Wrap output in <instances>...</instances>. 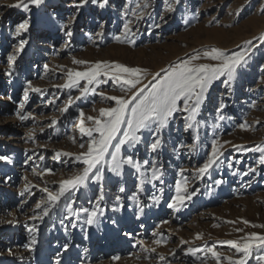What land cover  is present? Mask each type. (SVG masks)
Here are the masks:
<instances>
[{
  "label": "rangeland",
  "instance_id": "obj_1",
  "mask_svg": "<svg viewBox=\"0 0 264 264\" xmlns=\"http://www.w3.org/2000/svg\"><path fill=\"white\" fill-rule=\"evenodd\" d=\"M17 2L0 0V156L10 158V162L0 160V264H55L65 244L69 247L63 252L61 264H165L159 255L166 258L167 264H216L211 253L201 251L193 256L185 252L188 247L216 245L222 257L238 258L234 249L221 242L239 240L249 233L264 235V228L251 226L264 224V154L246 150L264 145V44L257 40L264 35V0H107L106 4L103 0H87L80 7L74 6L79 0H44L39 7L30 6V13L8 7ZM73 16V35L67 37L60 26ZM26 19L30 23L28 32L16 36L15 26ZM126 23L131 29L127 34ZM125 35L135 44L127 42ZM116 36L125 42H117ZM21 39L28 41L23 52L19 51ZM249 40L258 45L254 54L238 69L230 87L222 83L226 77L211 85L193 128H187L186 113H177L163 130L162 147L157 152L149 147L148 134L135 150L128 149L136 160H155L162 165L163 183L146 182L141 191L140 174L126 165L119 177L106 171L105 199L100 205L106 211L98 215L94 225L83 224V213L70 221L66 210L62 213L54 209L42 222L29 219L33 212L28 205L34 208L35 202L46 196L40 188L48 186L55 191L59 181L82 167L74 161V156L83 151L79 147L80 111L85 116H98L100 109L115 106L114 101L89 93L63 111L69 96L80 95L76 88L56 87L67 82L68 70L84 71L97 61L118 62L146 69L144 83H148L156 72L191 55L212 48L226 53L241 51ZM8 55L16 56L11 76L5 74L10 67ZM74 59L89 64L77 65ZM196 63L215 62L202 57ZM29 81L42 92L28 88ZM80 83L81 87L86 85L85 81ZM100 91L123 95L111 81L101 85L97 89ZM221 103L226 107L218 111ZM17 111L31 113V117L21 121ZM220 115L225 117L223 121ZM244 123L247 129L240 127ZM85 126L90 127L91 122L85 120ZM214 139L231 143L221 149L223 156L210 173L197 177L195 169L210 154ZM58 151L73 153V157L54 158ZM46 168L53 169V173L44 172ZM181 168L187 169L183 175L189 191L196 194L175 211L167 204L175 195ZM147 176H151L150 169ZM26 185L35 195H19ZM120 186L125 192H119ZM97 195L98 185L88 183L76 193L74 207L91 208ZM137 195L149 205L140 219L136 218L132 199ZM118 196L124 207L114 211ZM153 196H161L159 205H153ZM25 199L27 204L21 210L19 206ZM243 220L250 224L245 225ZM71 222L78 226L71 228ZM33 224L39 228L35 244L28 231ZM156 230L160 237L152 236ZM197 234L202 238L197 239ZM158 238L165 243L156 245L154 240ZM151 248L156 252L145 251ZM257 254L254 249L247 264H258ZM116 255L121 259L112 261Z\"/></svg>",
  "mask_w": 264,
  "mask_h": 264
},
{
  "label": "snow or ice",
  "instance_id": "obj_2",
  "mask_svg": "<svg viewBox=\"0 0 264 264\" xmlns=\"http://www.w3.org/2000/svg\"><path fill=\"white\" fill-rule=\"evenodd\" d=\"M43 2L44 0H18L17 3L8 5V7L21 8L24 12L30 13V6L39 7ZM85 3H87V0H79V4H75L74 6L80 7ZM103 3L106 4L107 0H103ZM139 7L140 5L137 4V8ZM144 7L146 8L148 5ZM74 22L75 16L68 20L67 23L61 24L60 27L64 30L65 36L71 37L73 35L71 25ZM29 28L30 23L27 19L21 21L15 26V35L20 36L21 32L26 33ZM124 29L125 34L131 31L127 23L124 25ZM115 39L120 43L125 42V40H121L120 36H116ZM125 39L127 40V35H125ZM257 40L261 44H264V35L257 37ZM127 42L135 44L134 40H127ZM27 43L26 39L19 41L20 52H23ZM246 43L247 46L241 51L226 53L219 48H212L211 50L191 55L180 63L174 64L167 69H162L163 75L161 72H156L148 83H144V80L148 76L146 69L129 67L118 62L97 61L91 63L84 71L68 70L66 74L67 82L56 87L66 89L76 88L79 90L80 95L75 98L69 96L66 101L67 106L62 109L63 111L67 112L68 106H71L74 100H79L89 93L99 95L106 101H114L115 106L100 109L98 116H85L84 112L80 111L78 130L81 142L79 143V147L83 151L74 156V161L80 163L82 167L74 171L69 178L59 181L57 190H50L48 186L40 188V191L46 194V196L35 202L34 208L28 205L33 212L29 219L42 222L45 218L50 217L54 209L62 213L66 210L67 218L70 221L72 217L79 218L80 214L83 213L85 216L83 224L87 226L94 225L97 223L98 215L102 216L106 211L105 208L100 206L101 202L105 199L103 184L106 178V171L119 177L122 175L126 165L140 174L141 191H143L142 186L146 182L153 183L154 181H159L163 183L164 172L162 165L155 160L151 163L147 159L142 162L136 160L132 154H128V149L135 150L139 144L144 143L145 134H148V139L150 140L149 147L153 152H157L162 147L163 130L169 126L177 113H186L187 115L184 118L188 121L187 128H193L198 123L196 120L197 114L207 99V93L211 85L222 77H226L222 83L230 87L238 74V69L247 64L248 59L254 54L253 50L258 47L252 40ZM202 57L215 63H196ZM15 60V55L7 56L10 67L6 71V75L11 76L15 71ZM73 63L77 65L89 64L87 61L75 59ZM44 68L47 69L48 65L45 64ZM81 81H85L86 85L81 87ZM110 81L112 82V87L118 88L123 95L110 96L106 95L103 91L97 92V89L101 85H107ZM262 81H264V78H262ZM28 88L37 93L42 92V89L38 87L33 88L30 81L28 82ZM21 107L23 106L21 105ZM224 107L226 105L221 103L218 105L217 110L222 111ZM15 114L21 121H27L31 117V113L21 114V112L17 111ZM219 119L223 121L225 117L220 115ZM85 120L91 122L90 127L85 126ZM54 123L56 121H53ZM52 126V124L49 125V127ZM240 127L247 129L248 126L244 123ZM30 138H32L31 133ZM73 142H76L75 137H73ZM230 143V141L221 143L219 139H214L211 144L210 154L203 164L195 169L196 176L202 178L204 175L209 174L210 170L217 165L223 156L221 149L224 145ZM234 147L237 146L234 145ZM240 150L244 151L245 149L240 147ZM246 150H255L264 154V145H257L255 149ZM62 156L72 158L73 153L58 151L55 153L54 158L58 159ZM39 158L43 159L42 156ZM0 160L10 162V158L6 156H0ZM261 163H264V155L261 156ZM142 168H144L143 172L141 171ZM149 169L151 172L150 177L147 176ZM53 171L50 168L44 169V172L47 173H53ZM185 171H187L185 168L179 169L181 179L175 182V195L171 198V202L167 204L169 209L179 211L186 205V201L191 200L196 194L195 191H189V182L183 175ZM250 171H255V169H250ZM9 179L11 178L5 177V180ZM88 183L98 185V195L94 206L77 209L74 207L76 204V193ZM159 191L163 194L164 189L160 188ZM119 192H125V188L120 186ZM26 193L28 195H35L27 185L19 195L24 197ZM62 198L64 199L63 204H61ZM116 199L118 208L113 210H122L124 205L121 198L118 196ZM132 199L136 205V218L140 219L145 213V208L149 205L144 204L138 195L132 197ZM160 201L161 196L152 197L153 205H159ZM26 204L27 200L25 199L19 206L21 210L24 209ZM13 222L9 221V223ZM112 223L115 225L116 221L113 220ZM162 223H168V221H163ZM243 223L245 225L250 224L248 220H243ZM61 224L63 225V219L61 220ZM70 226L75 229L78 225L75 222H71ZM251 226L264 228V224H253ZM236 230L243 231V229ZM28 231L33 235L32 243H37L36 233L39 231L38 225L33 224ZM125 235L131 236L132 234L125 233ZM152 236L160 237L161 233L156 230L152 232ZM201 238V234H197V239ZM137 243L143 244V241H137ZM154 243L160 245L165 242L158 238L154 240ZM181 243L186 244L187 241H182ZM221 243L227 245L230 249H234L238 258H233L232 256L222 257L221 253L216 251V245L211 247L206 246L204 249L188 247L185 255L191 254L195 256L198 252L203 251L205 255L211 253L216 264H222L225 260L227 264H247V260L253 256V250L256 249L258 254L255 258L258 264H264V235L249 233L239 240H227ZM68 247V244L63 245V252H66ZM8 251L11 254V249ZM145 251L155 253L156 248L145 249ZM63 252L57 253L55 264H61ZM172 255L174 256L175 252ZM111 259L112 261H119L121 257L116 255L112 256ZM159 259L167 264L166 258L163 255H159ZM84 264H87V262H84Z\"/></svg>",
  "mask_w": 264,
  "mask_h": 264
},
{
  "label": "bare ground",
  "instance_id": "obj_3",
  "mask_svg": "<svg viewBox=\"0 0 264 264\" xmlns=\"http://www.w3.org/2000/svg\"><path fill=\"white\" fill-rule=\"evenodd\" d=\"M47 261H48V259H47Z\"/></svg>",
  "mask_w": 264,
  "mask_h": 264
}]
</instances>
